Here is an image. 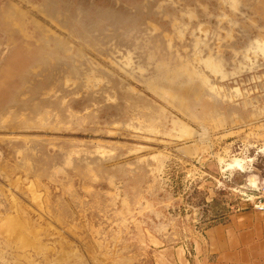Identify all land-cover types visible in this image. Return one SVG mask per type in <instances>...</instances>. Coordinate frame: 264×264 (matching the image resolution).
I'll return each mask as SVG.
<instances>
[{
    "label": "rangeland",
    "instance_id": "rangeland-1",
    "mask_svg": "<svg viewBox=\"0 0 264 264\" xmlns=\"http://www.w3.org/2000/svg\"><path fill=\"white\" fill-rule=\"evenodd\" d=\"M261 205L264 0H0V264H175Z\"/></svg>",
    "mask_w": 264,
    "mask_h": 264
},
{
    "label": "crops",
    "instance_id": "crops-1",
    "mask_svg": "<svg viewBox=\"0 0 264 264\" xmlns=\"http://www.w3.org/2000/svg\"><path fill=\"white\" fill-rule=\"evenodd\" d=\"M205 245L192 255L168 251L175 264H264V210L235 211L203 230ZM203 244V243H202Z\"/></svg>",
    "mask_w": 264,
    "mask_h": 264
},
{
    "label": "built area",
    "instance_id": "built-area-1",
    "mask_svg": "<svg viewBox=\"0 0 264 264\" xmlns=\"http://www.w3.org/2000/svg\"><path fill=\"white\" fill-rule=\"evenodd\" d=\"M259 209L263 210L264 206L261 205V206H257Z\"/></svg>",
    "mask_w": 264,
    "mask_h": 264
}]
</instances>
